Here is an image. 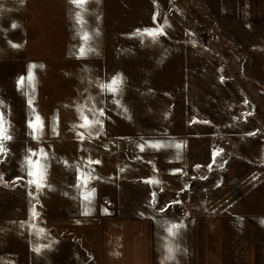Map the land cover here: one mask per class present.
I'll use <instances>...</instances> for the list:
<instances>
[{
  "label": "rangeland",
  "instance_id": "1",
  "mask_svg": "<svg viewBox=\"0 0 264 264\" xmlns=\"http://www.w3.org/2000/svg\"><path fill=\"white\" fill-rule=\"evenodd\" d=\"M260 2L87 0L76 8L70 0H0V113L12 137L3 142L5 152L0 154V264H27L31 233L36 226L46 225L43 202L38 201L43 190L30 184L33 179L27 174L48 163L46 153L32 152L34 142L27 132V64L77 56L81 47L84 56L104 58L109 84L116 76L121 84L150 75L151 82L160 81L158 71L164 66L183 71L194 66L210 69L214 108L205 109L206 101L189 79L182 82L176 98L181 100L176 103L182 106L177 113L182 116V132L189 135V145L200 148L197 154H189L190 168L182 174L183 208L199 214L198 226L207 225L208 220L209 227L214 226V233H199L198 244L200 254L205 242L209 250L214 247V264H264V126L257 125L249 106L246 112L253 118L242 114L244 124L238 125L229 104L236 100L237 91H246L247 84L264 89L256 78V73L264 76ZM77 12L82 23L76 22ZM200 23L206 27L200 28ZM147 30L158 34L149 36ZM216 35L220 42L215 41ZM22 76L25 81L18 88ZM194 76L188 72V78ZM199 77L205 81L206 71ZM168 85L171 90L167 91L174 96V80ZM231 86L237 91L230 96ZM197 102L202 103L196 107L198 114L215 119V124H209L211 136L205 134L201 119L191 120ZM226 122L230 128L223 125ZM220 152L225 154L218 156ZM207 209L214 211L208 219L203 217Z\"/></svg>",
  "mask_w": 264,
  "mask_h": 264
},
{
  "label": "crops",
  "instance_id": "2",
  "mask_svg": "<svg viewBox=\"0 0 264 264\" xmlns=\"http://www.w3.org/2000/svg\"><path fill=\"white\" fill-rule=\"evenodd\" d=\"M260 15L263 29L259 52L264 56V0ZM78 56L30 60L27 64L28 71L30 65L37 67L32 69V85L28 83L26 124L28 127V121L36 116L43 121L35 134L29 127L27 132L34 142L32 152L46 153L48 158L42 165L46 166L45 187L38 194L46 225L36 226L32 233L30 228L27 264H81L82 252L90 264H201L200 258L202 264H214V247L209 250L205 242L201 254L198 248L199 233H214V226L209 227V220L207 225L200 221L202 226H198L195 218L199 214L183 208L182 174L190 168L189 154H197L200 148L188 144L189 135L182 132V116L177 114L182 106L176 103L182 82L189 79L200 91L199 98L206 101L205 109L214 108L210 69L194 66L183 71L164 66L158 71L160 81L151 82V75L137 77L136 81L118 84L113 94L107 88L101 90V85L109 84L104 58ZM204 71L205 81L199 77ZM188 72L195 76L188 78ZM256 78L264 83V76L256 73ZM172 80L174 96L167 91ZM244 87V92L228 87L230 96L237 91L236 100L229 103L237 115L234 121L244 124L242 114L247 115L249 106L262 127L264 89L250 84ZM172 96L174 100L169 101ZM201 105H193L196 112L191 120L201 119L205 134L211 136L213 127L209 124H215V119L198 114L197 110L201 111L196 107ZM227 123L223 125L230 128ZM90 159L100 163L89 165ZM81 175L84 180H78ZM90 190H94L92 195ZM86 204L87 215L83 214ZM213 215L214 211L207 209L203 217ZM171 223L184 225L174 239L166 232ZM168 243L177 249L171 261H165Z\"/></svg>",
  "mask_w": 264,
  "mask_h": 264
},
{
  "label": "snow or ice",
  "instance_id": "3",
  "mask_svg": "<svg viewBox=\"0 0 264 264\" xmlns=\"http://www.w3.org/2000/svg\"><path fill=\"white\" fill-rule=\"evenodd\" d=\"M70 2L75 5L76 8H82L86 3H87V0H70ZM75 18H76V22L77 23H82V18H81V14L80 12H77L75 13ZM15 27V26H14ZM158 33L156 31H153V30H147V35L149 36H156ZM162 34V33H161ZM79 35V33H78ZM83 38H86V37H83ZM12 47H19V45H16V44H12L11 45ZM92 49H89V51H91ZM85 55V49L84 47H81L79 49V56L77 58H81ZM37 67L36 65H30L29 66V72H28V81H29V85L31 86L33 81H34V75H33V72H32V69ZM24 81H25V77H20L19 80L17 81V84H18V88L20 86H22L24 84ZM121 83V77L119 76H116V77H113L110 84L108 85H101V90H103L104 88H107V90L111 93H116L117 92V85ZM33 111H35L33 109ZM100 115L103 116L104 115V112L103 110L101 109L100 110ZM89 123L88 119L85 117L84 118V125H87ZM96 123H100V121H96ZM37 125H39V127L42 128L43 126V121L41 120V118L39 116H36L35 117V120H29L28 121V127L30 129L33 130V134H35V132L37 131ZM84 125H81V126H84ZM102 126V125H101ZM12 137L11 135L8 134L7 132V129L5 128V122H4V118H3V114L0 113V154H4L5 152V148H4V141L5 140H11ZM177 148L180 147V144H176L175 145ZM30 166L33 165L34 162L32 161H28L27 162ZM37 165H38V162H35ZM100 161L99 160H96V161H93V160H88V164L91 165V164H99ZM45 168L46 166H39L37 168L36 171H32L30 170L27 174L29 176H33L34 179L32 181H30L29 183L30 184H34L36 189L39 190L43 187H45V179H46V174H45ZM78 180H84V176L81 175L78 177ZM77 187H79V185H77ZM94 190H90L89 192V195H92ZM31 195V193H30ZM84 199L86 201H88V196H85ZM90 203V201H89ZM89 213V208L87 206V204L85 205L84 207V212L83 214L87 215ZM36 216V212H35V208H33V218H35ZM262 223H264V221H262ZM184 225L183 224H180V223H171L170 226H167L166 227V232H167V236L169 238H175L179 235V230L181 228H183ZM36 251H39V249H36ZM177 251V249L173 248L172 244L171 243H168L167 245H165V252H166V256H165V261H171L175 258V252ZM162 264H164V262L162 261Z\"/></svg>",
  "mask_w": 264,
  "mask_h": 264
},
{
  "label": "built area",
  "instance_id": "4",
  "mask_svg": "<svg viewBox=\"0 0 264 264\" xmlns=\"http://www.w3.org/2000/svg\"><path fill=\"white\" fill-rule=\"evenodd\" d=\"M199 27L204 28V27H206V25L200 23ZM214 39L216 42H220V36L219 35H216ZM196 40H198V39H196ZM224 154H225L224 152L217 153L218 156H223ZM81 263L82 264H90V259L88 258V256L83 255Z\"/></svg>",
  "mask_w": 264,
  "mask_h": 264
}]
</instances>
